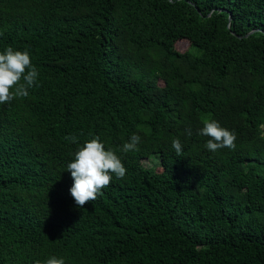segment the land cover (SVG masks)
Listing matches in <instances>:
<instances>
[{"label":"trees","instance_id":"1","mask_svg":"<svg viewBox=\"0 0 264 264\" xmlns=\"http://www.w3.org/2000/svg\"><path fill=\"white\" fill-rule=\"evenodd\" d=\"M262 30L264 0H0V52L39 72L0 105V264H264ZM206 119L234 150L205 148ZM73 135L126 168L83 208Z\"/></svg>","mask_w":264,"mask_h":264},{"label":"clouds","instance_id":"2","mask_svg":"<svg viewBox=\"0 0 264 264\" xmlns=\"http://www.w3.org/2000/svg\"><path fill=\"white\" fill-rule=\"evenodd\" d=\"M39 72L32 65L30 54L27 51L14 50L11 46L0 52V105L7 104L15 98H26L29 89L38 85ZM187 130L186 135L191 136ZM199 135L208 137L205 148L216 152L221 148L235 149V134L222 127L214 119L203 121ZM66 140L78 144L73 153V159L67 163L65 170L70 173L72 184L69 192L78 208L95 200L102 189L108 187L113 175L122 179L126 168L121 159L112 149H106L99 137L86 139L82 145L76 136H66ZM141 137L132 134L120 147L124 153L138 151ZM171 146L177 156H182V144L178 138L171 141ZM35 264H65L60 257L50 256L43 262Z\"/></svg>","mask_w":264,"mask_h":264},{"label":"rangeland","instance_id":"3","mask_svg":"<svg viewBox=\"0 0 264 264\" xmlns=\"http://www.w3.org/2000/svg\"><path fill=\"white\" fill-rule=\"evenodd\" d=\"M176 47L180 50H184L188 47V42L185 40H179L176 44ZM149 157H152L153 160H157V155L156 154H151ZM145 164L149 165V161H144Z\"/></svg>","mask_w":264,"mask_h":264},{"label":"water","instance_id":"4","mask_svg":"<svg viewBox=\"0 0 264 264\" xmlns=\"http://www.w3.org/2000/svg\"><path fill=\"white\" fill-rule=\"evenodd\" d=\"M196 8H197V10H199L198 7H196ZM230 20H231V14L229 13V16H228V26L230 24ZM254 30H257V29L250 30L249 32L246 33V35L249 34V33H251V32H253ZM262 32L264 33V30H262ZM237 36L240 37V35H237Z\"/></svg>","mask_w":264,"mask_h":264}]
</instances>
